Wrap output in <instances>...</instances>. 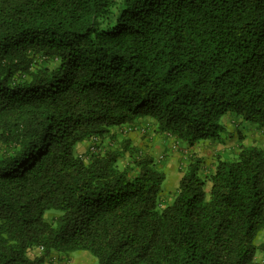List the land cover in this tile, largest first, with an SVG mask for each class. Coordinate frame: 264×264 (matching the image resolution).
<instances>
[{
    "label": "trees",
    "instance_id": "1",
    "mask_svg": "<svg viewBox=\"0 0 264 264\" xmlns=\"http://www.w3.org/2000/svg\"><path fill=\"white\" fill-rule=\"evenodd\" d=\"M227 113L264 127V0H0V264H255L256 139L193 155L170 202L162 155L114 140L148 118L215 147Z\"/></svg>",
    "mask_w": 264,
    "mask_h": 264
},
{
    "label": "rangeland",
    "instance_id": "2",
    "mask_svg": "<svg viewBox=\"0 0 264 264\" xmlns=\"http://www.w3.org/2000/svg\"><path fill=\"white\" fill-rule=\"evenodd\" d=\"M223 117L221 119V122H223ZM128 129V132H122V130L121 132H119L120 130L118 129L115 130L116 133L114 140L116 144L117 142L122 141V139L124 140L125 137L129 136L131 138L132 144L136 146L140 153L155 157V160L159 155H162V159L156 162L158 163L159 168L162 169L165 173V180L161 185V190L163 196H165V198L168 199L169 202L176 193L178 180L182 175L187 163L190 162L191 157H202L204 159L203 167L206 168L207 166L213 164V156H215L214 154H221L220 152L222 150L224 151L221 146L219 149L212 148L210 145L211 143L209 144V142L200 141L193 144L192 146H188L186 142L177 141L171 135L158 133L155 131L152 121L148 118H146L144 121L137 122V124L133 125L132 127L129 126ZM222 136L226 138V136H228V133L222 134ZM114 140L110 141L114 142ZM87 142V140L82 142L84 145L79 149V152L85 150L86 145L88 144ZM225 143L227 144V142ZM159 144L163 145L160 150H158ZM130 157V154L128 152H125L124 156L121 158V163L126 164V161L130 162ZM261 236L262 233L258 234V238H260ZM82 252L84 251H75L70 255L75 256L76 254L78 255ZM84 253L88 254L87 252ZM83 262L85 264H94V261L90 255L89 257L88 255H86V257H83ZM255 264H264L263 253L259 252L256 254Z\"/></svg>",
    "mask_w": 264,
    "mask_h": 264
},
{
    "label": "crops",
    "instance_id": "3",
    "mask_svg": "<svg viewBox=\"0 0 264 264\" xmlns=\"http://www.w3.org/2000/svg\"><path fill=\"white\" fill-rule=\"evenodd\" d=\"M146 118H138L135 122H131V123H136L137 121H144ZM223 124L225 126L226 132L228 133L227 138H225V142H227V144L225 143H217L215 147L212 148H216L219 149L220 146L221 147H228V143H234V145L236 146V142L238 140L237 138V134L236 132H240L241 135H245L244 139H242L241 142L247 143L248 141L251 140V138L256 139V144L260 145V146H264V127H259L257 128L255 125H249L247 123L241 122L240 120H238L237 118L233 117L232 114L227 113L224 115L223 117ZM236 134V135H235ZM84 144L83 143H78L76 145V150H79ZM213 146V144L211 145ZM234 146V147H235ZM160 150L163 145L159 144L158 145ZM225 149V148H224ZM222 152V151H221ZM83 257H86V255L82 252L80 254H76L74 255H69L67 257H63L61 255H56V254H50L48 255V257H46L44 259V261L42 262V264H85L83 262Z\"/></svg>",
    "mask_w": 264,
    "mask_h": 264
},
{
    "label": "built area",
    "instance_id": "4",
    "mask_svg": "<svg viewBox=\"0 0 264 264\" xmlns=\"http://www.w3.org/2000/svg\"><path fill=\"white\" fill-rule=\"evenodd\" d=\"M93 140L95 141L96 138L93 137ZM88 149H89L90 152H91L92 150H95V142H93V143H89ZM80 155H81V153H80Z\"/></svg>",
    "mask_w": 264,
    "mask_h": 264
}]
</instances>
